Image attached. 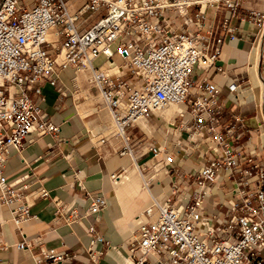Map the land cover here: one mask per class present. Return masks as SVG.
<instances>
[{"label": "built area", "instance_id": "2783aa9c", "mask_svg": "<svg viewBox=\"0 0 264 264\" xmlns=\"http://www.w3.org/2000/svg\"><path fill=\"white\" fill-rule=\"evenodd\" d=\"M240 1L0 0V206L9 210L10 219L17 225L25 222L31 200L48 193L41 189L33 196L25 192V184L9 181L6 161L22 148L27 135L57 136L60 130L27 92L45 80L61 100L68 89L58 83V72L70 67L72 94L84 84L96 89L112 118L109 135L121 138L122 152L131 153L128 127L181 102L189 104L191 113L190 122L179 126L189 136L185 146L197 148L207 135L221 148V156L205 158L190 174L193 189L185 202L176 183L171 184L172 197L151 202L122 264H264V164L254 146L244 151L231 145L244 127L242 118L236 116L218 129L219 88L206 83L203 96L189 93L193 67L214 65L226 36L223 29L214 35L203 25L204 8L224 7L234 14ZM245 18L264 35V11L247 9L240 16ZM223 28L234 38L227 20ZM51 31L55 41L49 39ZM112 44L122 65L110 60ZM99 54L107 56L106 70L93 65ZM121 67H129L132 75L118 73ZM260 80L264 86V78ZM148 149L156 154L159 148ZM222 173L234 184L228 208L220 219L203 218L205 197ZM104 206V196L95 193L85 214L96 218ZM75 217L72 211L67 219ZM87 234L92 231L87 229ZM33 258L35 264L64 259L42 247Z\"/></svg>", "mask_w": 264, "mask_h": 264}, {"label": "crops", "instance_id": "0c3cea01", "mask_svg": "<svg viewBox=\"0 0 264 264\" xmlns=\"http://www.w3.org/2000/svg\"><path fill=\"white\" fill-rule=\"evenodd\" d=\"M251 8L264 11V0H241L234 14L224 7L204 8L203 25L214 35L223 29L226 36L214 65L193 67L189 93L203 96L206 83L219 88L218 129L236 116L242 118L244 127L231 145L244 151L254 146L257 160L264 164V88L260 80L264 78V35L256 24L240 19ZM224 20L233 26L234 38L228 37ZM49 39L56 40L54 31ZM114 50L112 44L110 60L117 56L120 61L113 62L122 65L123 58ZM93 65L106 70L107 56L97 55ZM118 73L132 75L129 67L119 68ZM73 75L70 67L58 72V83L68 89L61 100L56 87L45 80L36 85L37 90L27 92L60 130L57 136L27 135L22 148L6 161L4 172L9 181L25 184V192L33 196L41 189L48 195L34 197L28 219L18 225L10 219L9 210L0 206V264H35L33 254L40 247L63 255L57 264H122L151 202L172 197V183L185 202L193 189L190 174L205 158L222 155L207 135L201 138V146H185L189 136L179 126L190 122L187 102L169 105L161 114L149 113L128 127L125 134L131 139V153L122 152L121 138L109 135L108 107L88 84L72 94ZM79 78L84 80V74ZM150 145L159 148L156 154L148 149ZM233 186L222 173L205 197L203 218L223 217ZM95 193L105 198L96 218L85 214ZM72 211L76 217L69 220ZM19 242L26 245L17 248Z\"/></svg>", "mask_w": 264, "mask_h": 264}, {"label": "rangeland", "instance_id": "374dc122", "mask_svg": "<svg viewBox=\"0 0 264 264\" xmlns=\"http://www.w3.org/2000/svg\"><path fill=\"white\" fill-rule=\"evenodd\" d=\"M93 15H94V14H93ZM113 61H115V62H119L120 59H119L117 56H114V57H113Z\"/></svg>", "mask_w": 264, "mask_h": 264}, {"label": "bare ground", "instance_id": "6f19581e", "mask_svg": "<svg viewBox=\"0 0 264 264\" xmlns=\"http://www.w3.org/2000/svg\"><path fill=\"white\" fill-rule=\"evenodd\" d=\"M260 87V86H259ZM264 88V86H262V82H261V89Z\"/></svg>", "mask_w": 264, "mask_h": 264}]
</instances>
